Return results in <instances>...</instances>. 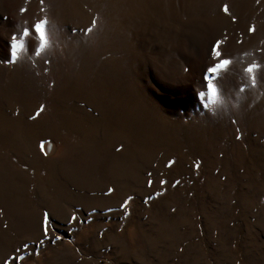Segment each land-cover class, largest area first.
<instances>
[{
    "label": "rangeland",
    "instance_id": "obj_1",
    "mask_svg": "<svg viewBox=\"0 0 264 264\" xmlns=\"http://www.w3.org/2000/svg\"><path fill=\"white\" fill-rule=\"evenodd\" d=\"M0 264H264V0H0Z\"/></svg>",
    "mask_w": 264,
    "mask_h": 264
},
{
    "label": "snow or ice",
    "instance_id": "obj_2",
    "mask_svg": "<svg viewBox=\"0 0 264 264\" xmlns=\"http://www.w3.org/2000/svg\"><path fill=\"white\" fill-rule=\"evenodd\" d=\"M23 11V10H22ZM224 11L227 12L228 9L227 7L225 6L224 8ZM46 20L44 19H41V20H38L36 23H34L31 27V29H29L28 27H25L23 29V32H22V35L25 37V38H28L30 36V32L31 33H34L35 34V37L38 41V46L35 48V54L36 55H40L41 51L44 50L46 48V46L48 45L49 41H48V38H47V35H46ZM91 29H88V31H90ZM249 32H252L254 31V27H249ZM17 36L13 35L11 38H10V50H11V55L13 57L16 56V50L17 48H19L21 45H19L17 43ZM222 42L221 41H217L216 42V45L213 46L210 51L213 55L214 58L216 59H219V57L221 56V53L217 50L218 47L220 46ZM47 63V61H45ZM230 63L229 60L227 59H219V62L217 64H215L214 66H211V67H208L207 68V73L208 74H214L216 73L217 71L223 69L224 67H226L228 64ZM257 66L256 65H249L245 71L248 72V73H252L253 70L256 68ZM205 80L208 79V76H205L204 77ZM208 88L211 90V93L212 95L214 96L216 93H215V89L213 88V85L212 84H208ZM171 163V162H170ZM109 192L112 191L111 188L108 189ZM74 219V217H73ZM43 224H46V219L45 221L42 223V226ZM46 235V233H45ZM25 247H27V245H25Z\"/></svg>",
    "mask_w": 264,
    "mask_h": 264
}]
</instances>
